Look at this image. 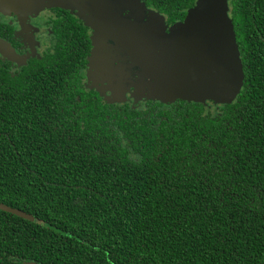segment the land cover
<instances>
[{
  "label": "trees",
  "instance_id": "obj_1",
  "mask_svg": "<svg viewBox=\"0 0 264 264\" xmlns=\"http://www.w3.org/2000/svg\"><path fill=\"white\" fill-rule=\"evenodd\" d=\"M141 1L169 22L195 2ZM230 7L243 82L214 109L86 90L85 24L33 70L0 55V204L30 216L0 210V264H264V0Z\"/></svg>",
  "mask_w": 264,
  "mask_h": 264
},
{
  "label": "water",
  "instance_id": "obj_2",
  "mask_svg": "<svg viewBox=\"0 0 264 264\" xmlns=\"http://www.w3.org/2000/svg\"><path fill=\"white\" fill-rule=\"evenodd\" d=\"M29 4L30 11L39 12L51 7L69 10L82 5L87 9L89 5L90 12L104 28L102 38L114 45L111 51L116 46L131 66L141 70L138 82L147 88L142 99L155 97L162 103L212 101L224 105L233 103L241 90L242 63L227 0H196L185 20L172 26L179 36L177 43L175 35L165 43L156 39L166 28L164 17L141 0H32ZM8 49L0 40V54L6 55ZM117 74L122 76L121 70ZM135 82L132 85L138 89ZM0 210L30 219L3 204Z\"/></svg>",
  "mask_w": 264,
  "mask_h": 264
},
{
  "label": "flooded vegetation",
  "instance_id": "obj_3",
  "mask_svg": "<svg viewBox=\"0 0 264 264\" xmlns=\"http://www.w3.org/2000/svg\"><path fill=\"white\" fill-rule=\"evenodd\" d=\"M228 5V15L231 18L230 0L228 1ZM147 8L154 10L149 6ZM190 8L186 9L179 19L176 17L177 19L175 18V20L172 22L168 21L167 15L159 12L164 17L167 31L176 23L183 22ZM91 14H93V12ZM121 15L125 16L126 12L122 11ZM93 16L95 17L94 14ZM24 22L25 23L22 24V22L19 20V17L15 16L12 13L6 14L4 16L0 15V36L10 43L7 54L4 56L2 55L3 57H5L3 58V62L5 63L8 72L12 76L14 74H19L24 68L33 70L38 65L37 61H39L45 55V53L53 48V46L57 42L56 40L58 38V35L61 34L62 30L65 29L67 24H74L76 22L78 25L80 24L84 26V22L75 14H71L69 11L61 10L58 8L45 9L35 16H28L27 20H25ZM84 27L86 28L85 32H87L90 47L88 53L85 55V61H83V63L77 62V66H75L76 72L78 74L76 75L77 77L79 76V81H81L86 90L95 91L102 100L107 101L113 99L104 98V96H102L96 88L91 87V85L88 83V74H90L91 76L94 75L93 78H107L111 75H114V77L118 79L119 77H122L119 80H121L122 82H126L129 96L133 91V87L131 86V84L135 81H138L141 70L138 67L131 66L130 60L123 52L119 51L116 46L115 49L111 51L114 45H112L110 41H105L103 38L101 40L102 42H99L104 44V48L100 52V57L97 58L95 55H93V44L95 46H98V43L95 44L96 42L93 41L92 30L89 28V26L86 25ZM107 53V61H104L103 57ZM94 58L97 59V62L95 63L103 64L105 66V75L95 74L96 71L91 67L92 60ZM106 64H109V66L107 67ZM120 70L122 76H118L117 74V71ZM120 103H128L132 106L136 105V107H145L148 103H161L166 106L171 104L162 103L160 101H153L145 98L139 101H120ZM201 104L204 105V107L212 106L210 108L213 109L214 107L216 108V106H220L213 104L211 101H206L205 104Z\"/></svg>",
  "mask_w": 264,
  "mask_h": 264
},
{
  "label": "rangeland",
  "instance_id": "obj_4",
  "mask_svg": "<svg viewBox=\"0 0 264 264\" xmlns=\"http://www.w3.org/2000/svg\"><path fill=\"white\" fill-rule=\"evenodd\" d=\"M31 1L32 0H0V15L4 16L6 14L12 13L15 16H18L19 20L23 24L25 23L24 21L27 20L28 16L32 17L39 13L37 9L32 10V11L29 10L32 7L29 4ZM228 1L229 0H227V6H228L227 11L229 13ZM68 9L72 11L73 14H75L79 19H81L92 30L93 41L96 42L95 44L98 43V46H95L93 44V55L99 58L100 52L104 48V44L99 43V42H102L101 32L104 31V28H102V26L99 24L97 19L93 16V14H91L92 12H90L89 5H87V9H85L84 5L77 7V8H68ZM174 35L176 36L174 38V41L177 43L179 36L176 34L175 29L171 27L167 31V27H166L163 30V33L160 34L158 37H156V39L160 42L165 43V42L171 41L172 36ZM107 55L108 53L104 55L103 57L104 61H107L106 60ZM95 62H97L96 58L92 60V65H91L92 69L96 71L95 74L105 75V71H104V69H106L105 66L103 64H98ZM106 66L108 67L109 64H106ZM93 76L88 74L87 76L88 81H89L88 83L91 85V87L96 88L100 92V94L104 96V98L106 99L112 98L113 100L118 101V102L120 101L125 102L127 100L139 101L142 99L141 95L147 93L146 92L147 88L141 87V82H138V81L135 82L138 84V89H136L134 85H132L133 84L132 83L131 86L133 87V91L128 96V90H127L128 87L126 85V82H122L121 80H119L122 77H119L118 79L114 77V75H111L107 78L105 77L93 78ZM159 97H162V96H159ZM152 99L156 101H160L159 99L155 97L151 98V100Z\"/></svg>",
  "mask_w": 264,
  "mask_h": 264
}]
</instances>
